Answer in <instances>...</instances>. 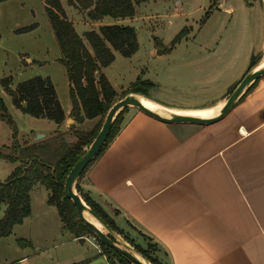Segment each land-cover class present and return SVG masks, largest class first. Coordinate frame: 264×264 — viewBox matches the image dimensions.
<instances>
[{"label":"crops","instance_id":"obj_1","mask_svg":"<svg viewBox=\"0 0 264 264\" xmlns=\"http://www.w3.org/2000/svg\"><path fill=\"white\" fill-rule=\"evenodd\" d=\"M244 2L226 0L215 7L229 20L214 60L186 63L199 70L187 93L204 102L179 107L144 97L178 113L218 109L251 70L252 57L258 58L257 67L264 56V11ZM254 14L257 19L249 20ZM102 20L86 25L99 30ZM227 54L229 70H223L220 62ZM62 106L66 120L43 133L46 141L77 123L72 101ZM123 119L120 132L80 180L86 192L153 239L169 264H264V76L228 115L210 125L168 124L136 108H128ZM92 122L99 118L73 130L88 132ZM42 188L38 184L32 192Z\"/></svg>","mask_w":264,"mask_h":264},{"label":"rangeland","instance_id":"obj_2","mask_svg":"<svg viewBox=\"0 0 264 264\" xmlns=\"http://www.w3.org/2000/svg\"><path fill=\"white\" fill-rule=\"evenodd\" d=\"M71 1L77 2L62 0L63 7L68 10L70 17L78 22L76 31L84 37L85 31L95 29L86 25V21H89L86 12L77 9ZM133 1L136 15L127 25L137 30L138 51L129 58L116 53L115 61L103 70L118 93L117 101L135 84V90L165 104L185 107L204 102L206 98L187 93L189 87L194 85L193 77L199 76V70L195 73L196 69H189L186 63L188 60H214L220 50V40L227 38L223 27L227 26L229 20V17L219 13L215 7L219 2L226 0ZM228 1L234 5L245 4L244 0ZM250 1L264 11L263 0ZM256 19L257 14L249 18L252 21ZM121 20L107 16L103 18L102 24H121ZM28 27L33 28L26 32L21 31ZM182 32V36L177 40ZM0 33V97L15 123L18 142L22 145L32 144L35 137L53 132V126L56 124L25 114L15 107L2 81L11 79V87L16 89L18 84L26 80L38 76L49 77L62 105L71 103L68 85L70 82L66 67L59 62L62 54L47 14L46 0H8L1 3ZM85 43L92 51L87 40ZM228 56L227 54L225 60L220 62H224L223 70L229 68L226 65ZM26 58L31 60L27 61ZM160 106L166 111L172 110ZM73 123L70 121V125ZM99 123L92 122L87 131L94 130ZM78 124L72 125L71 130L67 132H58V135L53 137L58 138L55 143L60 145V138L71 134ZM13 130L14 127L8 120L0 116V153H9L7 147L13 143ZM46 138L44 136L34 141L40 143L46 141ZM18 166L17 162L0 158V183H5ZM76 192L82 197L77 190ZM48 198L45 188L31 192L32 216L26 218L22 225L14 227L11 236L0 238V264H75L82 261L87 264H111L100 254L101 245L94 235L74 240V235L64 228L57 209L47 203ZM95 201L103 208L118 231L108 226L134 249L136 247L126 238L134 240L144 248L150 246L159 256L163 254L162 248L138 227L130 222H123L114 209L98 200ZM5 210V205H1L0 220ZM87 217L100 225L92 215L87 214ZM100 228L107 233L101 225ZM111 258L113 263L120 264L117 259Z\"/></svg>","mask_w":264,"mask_h":264},{"label":"trees","instance_id":"obj_3","mask_svg":"<svg viewBox=\"0 0 264 264\" xmlns=\"http://www.w3.org/2000/svg\"><path fill=\"white\" fill-rule=\"evenodd\" d=\"M6 1L8 0H0V4ZM71 3L77 9L85 11L91 21H100L107 16L123 20L134 18L136 15L133 0H77V2L71 1ZM46 4L47 14L62 54L59 62L66 67L70 82L69 93L73 105L71 117L77 123H83L86 119L99 118L100 123L97 128L88 132L73 130L71 134L60 138V145L55 143L58 138L22 145L17 140L18 131L15 128V123L4 100L0 97V116L7 119L14 127L13 143L7 147L9 153H0V158L19 163L10 178L5 183H0V207L1 205L6 206L5 214L0 220V238L11 236L14 227L22 225L25 219L32 215L31 192L39 184L50 192L48 204L57 209L64 228L71 232L75 239L94 235L101 245L102 254L107 257L109 263L115 264L112 262L111 257H113L120 264H134L126 256L100 241L93 230L80 219L75 205L65 196L64 185L73 166L99 133L108 111L117 102L118 93L103 69L115 61L116 53L129 58L138 51L137 30L130 25L114 24L103 25L99 30L87 31L84 37L89 43L91 51L86 45L84 37L76 31L74 23L68 19L62 0H46ZM32 28H24L21 31L26 32ZM182 34L183 32L180 33L177 40ZM256 64H258V58L253 56L250 69ZM2 82L6 92L12 97L14 106L25 114L38 119H47L56 124H61L66 120L65 111L49 77L38 76L26 80L18 84L16 89L11 87V79H5ZM134 87L135 84L120 99L131 93L146 95L135 90ZM126 110L128 108L124 109L116 118L111 134L96 159L104 153L111 141L120 132L123 124V122L121 123L123 113ZM69 135L73 136L76 141L69 142ZM63 136L61 135V137ZM96 159L89 164L84 174ZM76 188L93 211L112 229L118 231L116 225L104 213L103 208L88 192H85L80 182ZM148 238L151 240L150 237ZM126 239L153 264H169L164 254L159 256L156 251L151 250L150 246L144 248L134 240Z\"/></svg>","mask_w":264,"mask_h":264},{"label":"water","instance_id":"obj_4","mask_svg":"<svg viewBox=\"0 0 264 264\" xmlns=\"http://www.w3.org/2000/svg\"><path fill=\"white\" fill-rule=\"evenodd\" d=\"M263 76L264 66L259 67L258 65L257 67L251 69L231 92L226 101L218 106L220 107L219 113L209 118L172 113L169 110L166 111L165 109L163 112L153 111L146 107L136 94H128L126 97L117 101L108 111V114L96 138L71 169L64 185L65 196L75 205L80 219L93 230L94 234L99 238L100 241L105 243L108 247L114 249L116 252L126 256L134 264H153L141 252H139L137 249H134V247H132L127 241L116 234V232H114V230H112L108 224H106V222L100 218L85 202V200L76 192V187L80 182L86 168L100 154L111 134L116 118L124 109L130 107L136 108L147 116L168 124L210 125L220 121L226 115H228L244 98L254 83ZM43 137L44 135L41 134L35 138V141ZM87 214L92 215L94 219L102 227H104L105 230H107V233L98 227L96 223L91 221L87 217Z\"/></svg>","mask_w":264,"mask_h":264},{"label":"bare ground","instance_id":"obj_5","mask_svg":"<svg viewBox=\"0 0 264 264\" xmlns=\"http://www.w3.org/2000/svg\"><path fill=\"white\" fill-rule=\"evenodd\" d=\"M264 66V56L262 57V61L261 64L259 65V67H263ZM140 100L142 101V103L148 107L149 109L153 110V111H157V112H163L164 111V107L153 103L152 101H150L149 99H146L144 96H139ZM220 111V107L217 109H213L211 111H207V112H203L201 113H194V114H185V113H178V112H174L173 110H170V112L172 113H177V114H182V115H191V116H197V117H203V118H209V117H213L215 115H217ZM216 112V113H215ZM215 113V114H213ZM91 220V219H90ZM92 221V220H91ZM94 222V221H93ZM95 223V222H94ZM97 224V223H96ZM98 225V224H97ZM98 227H100V225H98Z\"/></svg>","mask_w":264,"mask_h":264}]
</instances>
